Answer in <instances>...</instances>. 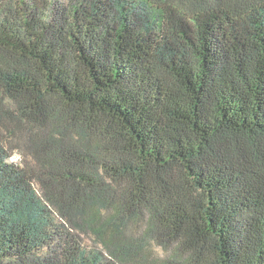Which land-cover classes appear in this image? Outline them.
Returning <instances> with one entry per match:
<instances>
[{
  "label": "trees",
  "instance_id": "1",
  "mask_svg": "<svg viewBox=\"0 0 264 264\" xmlns=\"http://www.w3.org/2000/svg\"><path fill=\"white\" fill-rule=\"evenodd\" d=\"M149 240L264 264V0H0V264H142Z\"/></svg>",
  "mask_w": 264,
  "mask_h": 264
},
{
  "label": "rangeland",
  "instance_id": "2",
  "mask_svg": "<svg viewBox=\"0 0 264 264\" xmlns=\"http://www.w3.org/2000/svg\"><path fill=\"white\" fill-rule=\"evenodd\" d=\"M1 141L7 147L10 148L9 151L11 153V157H10L11 161L17 163H23V162L26 164L28 163L31 168H35L36 162L34 157L31 155L30 151L26 147H23L21 145V141L18 138L17 134L11 135V133L9 132L4 133L3 137L1 138ZM7 142L10 143L8 144ZM36 187L37 189H39L38 185H36L35 188ZM58 218L60 220V223L62 224L60 229L64 232L66 231L69 232L75 241L81 242L82 244H84L89 248L103 249L101 247V243L96 239L94 234L91 232L92 230H88L86 227L80 228L76 226L74 223L69 222L66 217H63L61 215H58ZM146 254L148 257L145 259V261L142 264H159V262L167 258L166 252H164L162 248H160L154 240H149L148 244L145 245L143 255ZM105 255H109V253ZM135 264H140V262H137Z\"/></svg>",
  "mask_w": 264,
  "mask_h": 264
}]
</instances>
